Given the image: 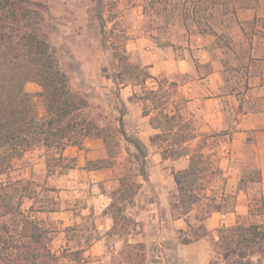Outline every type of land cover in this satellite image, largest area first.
Listing matches in <instances>:
<instances>
[{
	"label": "trees",
	"instance_id": "obj_1",
	"mask_svg": "<svg viewBox=\"0 0 264 264\" xmlns=\"http://www.w3.org/2000/svg\"><path fill=\"white\" fill-rule=\"evenodd\" d=\"M184 2L189 6L181 9L183 17L191 18L199 31L210 33H216L212 21L221 19L215 15V8L235 15L237 8L255 4L254 0ZM49 11V4L43 0H0V176L12 169L16 159L37 145L45 151L47 175L57 173V167L58 173H63L64 168L75 167L76 158L64 154L68 146L82 148L84 139L101 138L108 156L88 161L86 168L112 167L115 170L118 186L112 190V201L106 209L114 223L107 234L126 238L121 247L109 253V262L97 264H146L145 240L130 241L127 236L135 234L137 229L138 233H143L141 222L128 214V209L135 204L142 187L140 177L146 176L147 146L143 144L144 147L139 148L135 144L137 152L131 154L129 164H117L113 139L117 133L127 140L129 137L123 116H118L116 126L111 129L108 124L100 125L98 119L87 112L88 99L72 90L70 77L50 41L46 22ZM115 57L120 80L127 75L145 85L148 78H155L144 67L129 63L125 56ZM28 82L41 87L38 95L42 98L44 114L38 110L36 94L26 90ZM157 82V88H144L141 96L144 105L152 103L149 109L144 106L143 115H150L151 125L158 130L151 136L150 143L157 146L163 159L182 156L189 159L187 167L173 170L177 196L171 202L172 208L179 215L188 216L200 207L196 222L187 217V230H180L182 242L208 239L214 252L211 264H250L251 256L264 254L263 224L247 223L238 214L233 224H221L217 228L216 239L204 223L214 212H236V193L222 192L217 196L208 192L206 184L223 173L212 159L213 152L208 150L209 139L222 132L200 131L177 104L168 110L169 99L172 91H177L178 82L167 78ZM165 83L167 88H164ZM181 101L186 103L187 99L182 96ZM258 177L261 181V172ZM249 179L252 180L251 176L241 177L237 189H245ZM32 193L30 181L17 179L0 183V264H89L95 261V257L85 255L84 248L65 247L60 254L52 250L54 230L34 215L35 211L46 208L35 209L33 204L28 209L23 207L26 199H35Z\"/></svg>",
	"mask_w": 264,
	"mask_h": 264
},
{
	"label": "rangeland",
	"instance_id": "obj_2",
	"mask_svg": "<svg viewBox=\"0 0 264 264\" xmlns=\"http://www.w3.org/2000/svg\"><path fill=\"white\" fill-rule=\"evenodd\" d=\"M49 4L50 11L47 14V28L49 38L56 48L57 56L62 68L70 77L72 90L79 92L89 101L88 113L98 119L100 125H109L114 128L117 124L118 116H123V123L128 134V140L122 135L116 134L114 140V152L117 164H129V158L132 153L137 152L139 148L147 147L146 160V184L152 186L153 182L149 175L151 170L159 168L158 161H155L153 154L159 149L156 145L149 142L148 135H142L144 130L135 128V123L139 122L136 116H130L125 119L129 108L135 107L143 110L144 106L149 109L152 103H143L141 96L144 95V88H157L158 80L167 78L182 82L185 79L195 77L196 74L186 72L185 74L167 75L166 73L158 74L155 78H148L145 85L138 84L136 79L124 75V80L118 77V59L115 56L119 54L125 56L129 63L138 64L145 69V62L153 60L158 55L160 48L173 46L183 49L185 54L190 46L187 44L192 40L196 27L191 18L185 19L182 15L183 6H189L184 0H43ZM220 8V7H219ZM226 11L219 12L214 9L216 16L221 19L212 21L214 28L218 30V37L213 43L214 53L220 51L223 55L225 71L223 79L228 89L243 90V75L239 69V60L233 59L231 49L240 48V41L232 39L229 32L233 31L235 17ZM221 14V15H220ZM219 17V18H220ZM218 45V50L215 47ZM150 48V49H149ZM118 55H115L117 54ZM194 56V55H193ZM217 56V55H216ZM199 74L209 71L208 65L199 63V59H194ZM198 60V61H197ZM233 63H236L233 65ZM149 72L150 70L147 69ZM165 83L164 88H167ZM26 90L35 93L38 110L41 114L45 113L42 98L38 95L41 87L34 83L28 82ZM171 90V87L169 88ZM183 93L172 91L167 108L173 109L177 104L182 108L185 116L198 129V118L190 117L187 104L181 101ZM154 112H156L154 110ZM154 114V113H152ZM233 117L231 116V119ZM232 126V123H231ZM222 132L215 138L208 141L210 152H213L212 159L217 161L227 169H223L221 175L213 177L207 184L209 193H215L221 196L225 194L239 193L237 185L239 179L244 177L247 180L246 187L240 200L242 209L247 206V213L242 215L245 222H258L264 225V188L259 181V165L256 159V151L249 145H239L240 149L232 151L230 141L234 137V130L210 131ZM249 141H253L254 135L250 132ZM103 141V140H102ZM103 146L106 148L103 141ZM37 145L26 151L24 156L16 159L12 169L0 176V183L10 180H24L31 182V188L35 199H26L23 207L28 209L31 204L38 208L60 207L63 202L62 189L63 182L59 176V167L56 168L57 174H53L52 180L48 179L45 167V151ZM107 151V150H105ZM108 155V152H106ZM44 158L41 165L40 157ZM149 159L152 160L151 164ZM184 165V160L181 161ZM174 169V166H166ZM68 171L67 168L63 172ZM228 173V174H225ZM46 175V176H45ZM109 185V184H107ZM60 186V187H58ZM104 187V185H101ZM176 193L171 192V202L176 199ZM238 200V199H237ZM67 206V205H65ZM252 208V210H250ZM131 211V209H130ZM200 207H196L189 215L192 222H196L195 216L199 213ZM252 212V213H251ZM38 211L34 212L37 216ZM40 219V218H39ZM44 221V219H42ZM54 230L52 237L59 236V223L56 219H48L47 222ZM143 227V226H142ZM138 231V229H137ZM135 232V237L139 236ZM92 237L94 236L91 233ZM98 236V235H96ZM129 236H127L128 238ZM59 238V239H58ZM52 244V248L59 246L61 240L58 237ZM81 237L71 241V246L84 245ZM217 255L215 254V257ZM214 258V252H213ZM212 258V259H213ZM250 264H264V254L251 256ZM211 264V263H210Z\"/></svg>",
	"mask_w": 264,
	"mask_h": 264
},
{
	"label": "crops",
	"instance_id": "obj_3",
	"mask_svg": "<svg viewBox=\"0 0 264 264\" xmlns=\"http://www.w3.org/2000/svg\"><path fill=\"white\" fill-rule=\"evenodd\" d=\"M254 1L252 7L237 8L234 15L235 25L233 31L229 32L232 39H239L241 43L240 48L231 49V52L233 59L240 62L239 69L243 75L242 91L237 88L228 89L224 82L223 55L220 51L216 52L217 56L213 54V43L219 33L216 28V33H210L201 32L195 26L196 31L191 35L192 40L187 43L190 48L184 49L187 50L185 54L182 53L183 49H179L181 52H178L177 48L173 50V46L163 47L159 49L155 59L145 62V66L152 76L162 73L167 75L197 73L195 77L178 82L179 91L187 99L190 117L198 118V127L202 132L225 131L229 128L234 130V137L230 141L232 151L240 149V144L253 147L264 188V0ZM216 50L218 45L215 47ZM199 57L200 64L209 66L207 73H198L194 59ZM133 115L139 118V122L135 123L134 127L144 130L142 135H148L150 142L151 136L158 132L150 123V115H143V110L136 106L129 108L125 119ZM250 132L254 135L251 142L248 138ZM105 150L101 138L84 139L82 148L76 145L68 146L64 154L75 157L76 161L75 167L59 173L57 177L66 187L61 191L64 200L60 207L46 208L37 213V216L45 222L48 219H56L59 223V236L52 237L51 248L58 237L61 240L59 246L52 248L53 251L60 254L65 247L84 248L85 255L96 258L89 264L109 262V253L114 248L121 247L126 238L107 234L114 223L106 209L112 201V190L118 186L115 170L112 167L91 170L86 168L88 161L106 158L108 155ZM153 157L155 161L160 162L159 168H152L149 175L153 185L148 186L146 176H141L142 187L135 198V204L128 209V214L141 222L143 233H139L138 237L130 234L128 239L145 240L146 264H210L213 258L211 242L201 238L183 243L180 230H187V217L190 219V214L179 215L171 204V192L177 194L173 170L187 167L188 157L163 159L160 151L154 153ZM44 158L41 155L39 159L41 165ZM183 160L185 164L180 165ZM151 161L149 159L150 164ZM168 165L174 166V169L166 167ZM221 167L226 171L225 166L221 164ZM52 176L55 175L48 176V179L52 180ZM243 191L244 189L238 190L235 213L214 212L205 220L206 228L216 239H218L217 228L221 224H233L238 214L242 216L247 213V206L241 210L243 205L240 202L242 199L240 193ZM91 233L94 234L93 237ZM77 237H81L87 243L71 246V241Z\"/></svg>",
	"mask_w": 264,
	"mask_h": 264
}]
</instances>
